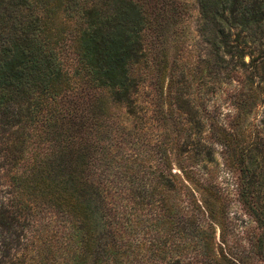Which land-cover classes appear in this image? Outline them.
Here are the masks:
<instances>
[{
    "label": "trees",
    "instance_id": "16d2710c",
    "mask_svg": "<svg viewBox=\"0 0 264 264\" xmlns=\"http://www.w3.org/2000/svg\"><path fill=\"white\" fill-rule=\"evenodd\" d=\"M254 260L264 0H0V264Z\"/></svg>",
    "mask_w": 264,
    "mask_h": 264
},
{
    "label": "rangeland",
    "instance_id": "374dc122",
    "mask_svg": "<svg viewBox=\"0 0 264 264\" xmlns=\"http://www.w3.org/2000/svg\"><path fill=\"white\" fill-rule=\"evenodd\" d=\"M188 9L191 10L194 14V8H192V5L188 6ZM192 18H188L187 19V25L186 27H188L189 33L192 35L194 34V31L192 29ZM167 45V49H168V58L171 57V53H172V47L171 44L169 42V40H167L166 42ZM222 92L220 91V95L216 96V100H222ZM221 109L222 111H227V107L221 105ZM218 160H219V164H218V171H217V180L219 181V184L221 186V188L223 189V191L226 192V200H227V206L229 209V215L231 216V218H233V220L235 221L234 223L237 224V227L234 230H237L239 228V231L241 230L242 232V228H241V224L245 223L246 220V214L244 213V209L241 205V203L238 201L237 197H236V190L234 188V182L232 180H235L234 177H231L230 172L227 170V168L225 167V164H222L223 158H221L219 155H217ZM239 225V226H238ZM247 227H249V223L247 222V224H245ZM243 234V233H242ZM254 264H261L260 262L254 260Z\"/></svg>",
    "mask_w": 264,
    "mask_h": 264
}]
</instances>
